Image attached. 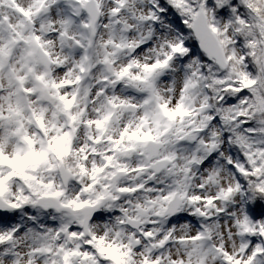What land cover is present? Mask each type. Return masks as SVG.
Masks as SVG:
<instances>
[{"label": "snow or ice", "instance_id": "obj_1", "mask_svg": "<svg viewBox=\"0 0 264 264\" xmlns=\"http://www.w3.org/2000/svg\"><path fill=\"white\" fill-rule=\"evenodd\" d=\"M0 264H264V0H0Z\"/></svg>", "mask_w": 264, "mask_h": 264}]
</instances>
